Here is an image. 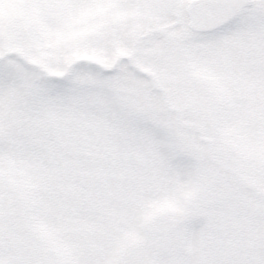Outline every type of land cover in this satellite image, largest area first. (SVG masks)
Returning <instances> with one entry per match:
<instances>
[{
  "label": "snow or ice",
  "instance_id": "obj_1",
  "mask_svg": "<svg viewBox=\"0 0 264 264\" xmlns=\"http://www.w3.org/2000/svg\"><path fill=\"white\" fill-rule=\"evenodd\" d=\"M0 264H264V0H0Z\"/></svg>",
  "mask_w": 264,
  "mask_h": 264
}]
</instances>
